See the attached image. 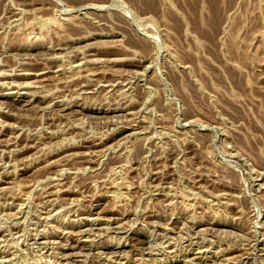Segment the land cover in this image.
<instances>
[{"label": "rangeland", "instance_id": "rangeland-1", "mask_svg": "<svg viewBox=\"0 0 264 264\" xmlns=\"http://www.w3.org/2000/svg\"><path fill=\"white\" fill-rule=\"evenodd\" d=\"M0 264H264V0H0Z\"/></svg>", "mask_w": 264, "mask_h": 264}, {"label": "bare ground", "instance_id": "bare-ground-1", "mask_svg": "<svg viewBox=\"0 0 264 264\" xmlns=\"http://www.w3.org/2000/svg\"><path fill=\"white\" fill-rule=\"evenodd\" d=\"M214 2V1H213ZM152 3V2H151ZM206 3V2H205ZM209 4H210V2H209ZM212 4V3H211ZM206 5H207V3H206ZM213 5V4H212ZM155 6V5H154ZM215 6V5H214ZM209 7V6H208ZM212 7V6H211ZM210 7V8H211ZM157 8V7H156ZM214 8V7H213ZM212 9V8H211ZM206 10V9H205ZM213 10V9H212ZM215 10V9H214ZM190 11H192V10H190ZM196 11V10H195ZM189 12V11H188ZM207 12V11H206ZM209 12H210V10H209ZM209 14V13H208ZM212 14H214V13H212ZM192 16V15H191ZM216 16H219V15H217L216 14ZM214 18V17H213ZM216 18V17H215ZM214 18V20L216 21V19H219L220 18V16H219V18L217 17L216 19ZM212 19V18H211ZM204 19H202V21H203ZM214 20H213V22H214ZM201 21V22H202ZM217 21H219V20H217ZM221 22V21H220ZM214 23H216V22H214ZM204 24V23H203ZM206 24V23H205ZM211 24V23H210ZM214 25V24H213ZM213 25H211V26H213ZM218 25V24H217ZM200 26V25H199ZM205 26V25H204ZM219 28V27H218ZM214 29V28H213ZM212 29V30H213ZM215 29H217L216 27H215ZM215 31V30H214ZM209 32V31H208ZM213 35V34H212ZM208 39V38H207ZM39 75V74H38ZM237 79V78H236ZM239 87V86H238Z\"/></svg>", "mask_w": 264, "mask_h": 264}]
</instances>
